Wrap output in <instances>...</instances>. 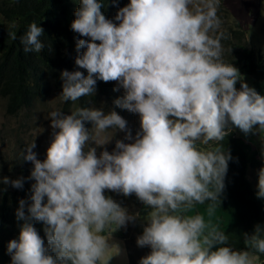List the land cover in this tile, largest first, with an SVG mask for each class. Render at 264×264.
Returning <instances> with one entry per match:
<instances>
[{
	"label": "clouds",
	"instance_id": "clouds-1",
	"mask_svg": "<svg viewBox=\"0 0 264 264\" xmlns=\"http://www.w3.org/2000/svg\"><path fill=\"white\" fill-rule=\"evenodd\" d=\"M221 3L129 0L110 19L102 11L104 0H79L71 22L79 34L76 69L60 73V102L75 105L95 95L98 80L114 82V91L124 90L114 104L138 114L140 128L133 137L115 109L76 106L70 114L55 107L47 112L53 131L44 159L34 151L35 139L20 154L33 165L29 179L34 182L31 202L21 198L15 212L23 223L18 239L7 245L11 264H110L121 252L110 243L113 232L140 213H129L106 191L135 194L147 210L137 239L141 229L131 236L121 229L128 264L127 244L134 238L147 253L139 264H264V225L244 233L245 248L237 249L224 229L205 223L226 214L215 208L233 159L226 137L233 128L246 137L264 131V95L224 59L222 41L230 34L223 28ZM43 34L32 21L19 38L23 51L40 53ZM8 35L17 39L15 32ZM117 130L125 138L116 139L109 152L104 146ZM97 147L104 148L99 155ZM258 156L264 160V148ZM0 184L22 189L24 178L0 176ZM256 195L264 199V165ZM193 207L196 214L188 215ZM33 220L43 224L47 243Z\"/></svg>",
	"mask_w": 264,
	"mask_h": 264
},
{
	"label": "trees",
	"instance_id": "trees-1",
	"mask_svg": "<svg viewBox=\"0 0 264 264\" xmlns=\"http://www.w3.org/2000/svg\"><path fill=\"white\" fill-rule=\"evenodd\" d=\"M120 3L121 0L116 3L104 0L102 11L111 19ZM79 6V0H0V99L6 115L5 121L1 123V130L16 142V145L8 147L7 152L0 149V176L24 178L22 189L10 184H0L3 189L0 192V264H11L7 245L11 239H18L20 225L23 223L15 215L19 200L23 198L31 202V184L34 181L29 177L33 165L24 161L20 154L27 144L24 140L31 142L32 136L30 133L26 134L23 127L30 126L29 122L35 126V115L54 108L49 107L48 100L51 96L56 99L55 108L62 109L65 114H70L71 108L76 106H98L101 100L109 105L122 96L120 89L114 91L118 88L114 82L98 80L94 96L82 97L75 105L60 102V73L64 69H76L75 43L79 34L71 30V22L75 18V9ZM222 8L220 7L219 12L224 21L223 28L230 34V39L222 41L224 59L237 67L242 76L250 75V86L264 95V44H261V40L249 43L240 22L225 16ZM32 21H36L44 30L41 39L45 47L40 53H25L19 39ZM9 32H15L17 39H10ZM236 87L240 88V81ZM90 125L91 122H86L87 127ZM51 138L52 136L46 139L45 146H36L34 149L38 158L44 159ZM223 143L230 150L233 159L229 161L222 202L215 208L226 214L213 218L210 226L218 225L224 229L231 237L230 243L237 249H243L244 233L251 234L257 223L264 225V199L257 197V187L254 184V178H258V170L264 165V160L259 159L257 150L250 142L237 136L233 130ZM189 212L188 215L196 214L194 207ZM221 222L226 223L223 225ZM32 223L47 243L43 224L35 220ZM142 232L143 229L137 233L136 239ZM136 239L127 244L130 264H139L140 258L147 255L144 247L142 249L137 246ZM261 260L264 261V257Z\"/></svg>",
	"mask_w": 264,
	"mask_h": 264
},
{
	"label": "rangeland",
	"instance_id": "rangeland-1",
	"mask_svg": "<svg viewBox=\"0 0 264 264\" xmlns=\"http://www.w3.org/2000/svg\"><path fill=\"white\" fill-rule=\"evenodd\" d=\"M128 2L129 0H121L119 7H123ZM221 5H223L221 7H223L224 12L227 14L229 18H233L235 16L238 19L243 29H245L247 32V36H245V38L248 39V42L250 40V34L252 35L253 41L264 40V29L260 28V23H259L262 21L263 26H264V1L263 0H222ZM233 11L236 13V15ZM237 15L240 17H238ZM257 34L260 36V38H258ZM243 79L250 86L252 77L248 74H244ZM119 89L124 94V90L122 88H119ZM55 101L56 99L54 98V96H51L49 98L48 103H49L50 108L55 107ZM94 107H97V108L102 107L105 110V112L115 109V111H117L122 117L125 118V120L128 123V128L131 130L133 137H135L136 132L140 128V122H139L140 118L138 114H134L125 109H121L117 107L114 103H110L109 105H107L104 102H101L100 105L94 106ZM47 112L39 113L38 115H35L36 116L35 119H37L36 125L34 126L31 122H29L30 123L29 125L32 126V128H29L30 126L23 127V129H25V132L27 131L26 134L30 133L32 136V140L35 139V143L39 144L36 146L44 145L46 142V139L51 136V133L53 131V129L50 128V120L46 118ZM5 119H6V115L4 114L3 105L0 99V141H1L0 149L2 151L7 152L8 147L10 145H16V142L14 138H8L6 136L5 131L1 130V127H2L1 123L2 121H5ZM88 128L91 129L92 124ZM233 131L235 134H238V136L246 137L239 129L233 128ZM124 138H125V132L117 130L115 136L113 137L112 142L105 145L104 147H106L109 152H112L115 148V140L116 139L123 140ZM246 138H249L250 140H252L255 146L254 148L259 152V154H261L264 148V131H257L256 134H250ZM24 141L29 143V141L27 140H24ZM125 142H129V141H125ZM103 150L104 148L97 147V154L99 155ZM5 167L7 168V165ZM254 184L257 187L258 178H254ZM105 195L111 196L113 199L118 201V203L122 207H125L129 211V213H137V212L140 213V216L134 222H129L126 228L122 227L118 229L117 231L113 232L112 238L110 240V243H114L118 245L121 249V252L119 255H115L112 257L110 264H128L129 262H128V255H127L126 247H125V238L121 236V235H126V233L123 232L121 229H124V230L129 229L131 233L127 234V236H131L136 231L144 228L147 224V221L144 219V215L146 214L147 210L145 206L142 204V202L137 199L135 194L126 197L123 194L106 191ZM205 223L210 225L211 221L209 222L207 221V219H205ZM146 248L148 249L149 252L151 251L149 247H146Z\"/></svg>",
	"mask_w": 264,
	"mask_h": 264
}]
</instances>
